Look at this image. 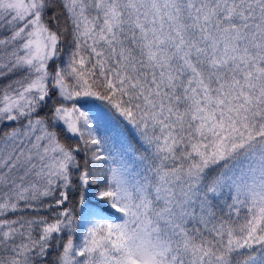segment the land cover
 Returning <instances> with one entry per match:
<instances>
[{
  "label": "snow or ice",
  "instance_id": "1",
  "mask_svg": "<svg viewBox=\"0 0 264 264\" xmlns=\"http://www.w3.org/2000/svg\"><path fill=\"white\" fill-rule=\"evenodd\" d=\"M0 264H264V0H0Z\"/></svg>",
  "mask_w": 264,
  "mask_h": 264
}]
</instances>
